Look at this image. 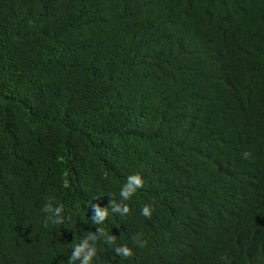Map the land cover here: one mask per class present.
Wrapping results in <instances>:
<instances>
[{"label": "trees", "instance_id": "1", "mask_svg": "<svg viewBox=\"0 0 264 264\" xmlns=\"http://www.w3.org/2000/svg\"><path fill=\"white\" fill-rule=\"evenodd\" d=\"M85 239L89 264H264V0H0V264Z\"/></svg>", "mask_w": 264, "mask_h": 264}, {"label": "clouds", "instance_id": "2", "mask_svg": "<svg viewBox=\"0 0 264 264\" xmlns=\"http://www.w3.org/2000/svg\"><path fill=\"white\" fill-rule=\"evenodd\" d=\"M243 155L245 158H247L249 157L250 153L246 151L243 153ZM143 184H144V179L141 174L139 173L130 174L127 176L125 183L120 189V195L124 197L125 200H128L132 196V194H134L137 191V188L143 186ZM48 207L51 208V204H49ZM62 207L63 205H61V207H57L55 211L60 212ZM115 207L117 209H121L124 212H128L130 210L129 205L127 203L123 204L122 206L115 205ZM141 211L143 215L150 217L152 214V206L150 204H145L142 207ZM107 215H108L107 208H101L99 206L96 207L97 221H102ZM46 220L52 221V218L49 217L46 218ZM57 222L59 221L57 220ZM100 231L103 233V229H100ZM88 237L91 239H95V234L90 233ZM108 239L110 242L115 241V236L110 235ZM137 243L139 244V246L143 247L146 241L138 239ZM115 247H116V251L121 253V255L124 257H130L133 254L132 248L129 247L126 243L117 245ZM72 249L73 251L69 259V264H71V262L74 261L75 258L78 256H83V260L81 261V264H89V262L92 261L93 256L96 255L95 246H89L87 239H85L82 243H74Z\"/></svg>", "mask_w": 264, "mask_h": 264}]
</instances>
